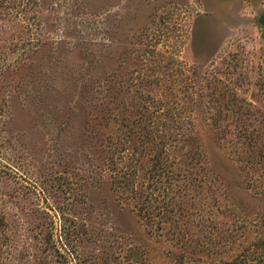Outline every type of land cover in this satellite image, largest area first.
<instances>
[{
	"label": "rangeland",
	"instance_id": "1",
	"mask_svg": "<svg viewBox=\"0 0 264 264\" xmlns=\"http://www.w3.org/2000/svg\"><path fill=\"white\" fill-rule=\"evenodd\" d=\"M263 16L0 0V264H264Z\"/></svg>",
	"mask_w": 264,
	"mask_h": 264
},
{
	"label": "trees",
	"instance_id": "2",
	"mask_svg": "<svg viewBox=\"0 0 264 264\" xmlns=\"http://www.w3.org/2000/svg\"><path fill=\"white\" fill-rule=\"evenodd\" d=\"M263 240H264V238H263ZM264 242V241H263ZM255 245H257V244H255ZM258 246L260 247L261 246V248H259V249H261V251H259V253H258V255L260 256H263L264 255V244L263 243H261L260 241L258 242Z\"/></svg>",
	"mask_w": 264,
	"mask_h": 264
},
{
	"label": "water",
	"instance_id": "3",
	"mask_svg": "<svg viewBox=\"0 0 264 264\" xmlns=\"http://www.w3.org/2000/svg\"><path fill=\"white\" fill-rule=\"evenodd\" d=\"M261 23H264V16L261 18Z\"/></svg>",
	"mask_w": 264,
	"mask_h": 264
}]
</instances>
